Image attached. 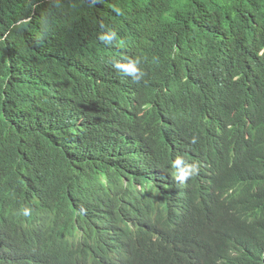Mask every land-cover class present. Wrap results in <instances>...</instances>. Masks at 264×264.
<instances>
[{"label": "trees", "instance_id": "1", "mask_svg": "<svg viewBox=\"0 0 264 264\" xmlns=\"http://www.w3.org/2000/svg\"><path fill=\"white\" fill-rule=\"evenodd\" d=\"M189 107L216 109L228 125L260 123L248 153L260 168H245L258 179L238 176L214 194L210 210L194 213L249 200L259 179L264 190V0H0V211L5 193L35 187L44 197L52 184L39 171V129L96 127L109 117L142 137V126L170 124ZM136 140L138 151L150 147ZM87 145L103 156L92 135ZM99 184L80 172L63 183L87 204L93 199L85 194L108 193ZM64 230L58 248L81 252ZM196 236L184 226L141 243L130 264H175L165 241ZM263 250L246 254L262 259Z\"/></svg>", "mask_w": 264, "mask_h": 264}, {"label": "clouds", "instance_id": "2", "mask_svg": "<svg viewBox=\"0 0 264 264\" xmlns=\"http://www.w3.org/2000/svg\"><path fill=\"white\" fill-rule=\"evenodd\" d=\"M82 126L39 129V171L52 184L43 187L44 197L35 187L4 194L0 264H130L138 245L167 240L184 226L195 228L197 236L165 241L175 264H264V258L246 254L264 244L260 179L249 200L224 212L194 213L196 207L210 210L214 194L238 176L247 183L258 179L245 168H260L248 156L259 122L228 125L216 109L189 107L170 124L142 126V137L123 133L109 117L96 127ZM90 135L105 148L103 156L88 153ZM136 138L148 140L150 147L138 151L142 141ZM71 172L99 180L101 186L94 187L108 193L85 194L93 201L82 202L85 198L63 185ZM66 225L81 252L58 248V234Z\"/></svg>", "mask_w": 264, "mask_h": 264}]
</instances>
